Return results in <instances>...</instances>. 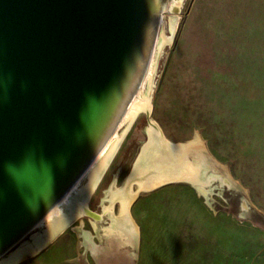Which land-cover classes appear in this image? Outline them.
<instances>
[{"label": "water", "instance_id": "water-1", "mask_svg": "<svg viewBox=\"0 0 264 264\" xmlns=\"http://www.w3.org/2000/svg\"><path fill=\"white\" fill-rule=\"evenodd\" d=\"M180 1L0 0V264L66 197L64 212L81 200L85 215L102 219L86 202L119 142L98 161L136 116L164 13L179 12ZM149 122L155 131L126 193L196 177L190 147ZM93 165L83 196L73 192Z\"/></svg>", "mask_w": 264, "mask_h": 264}, {"label": "rangeland", "instance_id": "rangeland-1", "mask_svg": "<svg viewBox=\"0 0 264 264\" xmlns=\"http://www.w3.org/2000/svg\"><path fill=\"white\" fill-rule=\"evenodd\" d=\"M190 3L191 0H181L179 12L168 9L164 13L152 67L141 99L137 100L136 116L133 120L129 117L120 128L114 139L116 143L119 142L118 148L86 202L90 209L103 214L102 219L95 220L85 215L80 207L83 202L77 200L75 204L81 213L75 214L64 227L69 229L66 236L71 240L84 242L77 253L79 255L87 251L91 264H97L95 256L99 250L96 247L101 240L104 241L106 234L108 242L116 241L114 246L121 249L125 246V238L131 228L136 234L134 250L138 253L137 264L264 263V259H259L262 255L260 248L264 246V231L241 221V214L227 200L225 184L220 182L219 189L212 188V183H215L211 179L212 164L206 160L202 148H199L198 153L195 152L202 162H197L192 155L193 167L197 168L194 180L173 182L151 190L133 184L130 192L124 191L149 133L155 131L149 121L156 122L170 142L177 144L194 133L196 122L202 118L200 115L191 116L180 106L177 76L173 83L171 78L176 72V68L171 66V58L177 50L180 19ZM89 182L90 178L84 177L81 188ZM196 184H200L198 187H202L203 191ZM127 216L132 223L126 227L122 220ZM48 221L46 219L40 223L6 256L24 250L26 254L34 253L40 249H36L38 242L34 237L46 233ZM82 222L84 225L79 234L71 230V226L79 230L78 226ZM110 231L118 236L108 235ZM125 231L128 232L125 234ZM89 234L91 239L87 242L90 243L85 244L84 235ZM111 245L107 244V248Z\"/></svg>", "mask_w": 264, "mask_h": 264}, {"label": "crops", "instance_id": "crops-1", "mask_svg": "<svg viewBox=\"0 0 264 264\" xmlns=\"http://www.w3.org/2000/svg\"><path fill=\"white\" fill-rule=\"evenodd\" d=\"M177 40L172 83L177 76L180 106L202 117L194 133L178 144L190 147L191 162H202L196 154L202 148L212 164V188L225 184L241 221L264 231V0H191ZM83 225L71 230L79 234ZM68 230L34 253L19 251L16 260L5 256L9 262L4 264H91L87 251L77 253L84 242L71 240ZM129 232L121 249L106 234L96 245L97 264H137L136 234L132 228ZM89 236L84 235L85 244ZM260 253L263 260L264 246Z\"/></svg>", "mask_w": 264, "mask_h": 264}, {"label": "bare ground", "instance_id": "bare-ground-1", "mask_svg": "<svg viewBox=\"0 0 264 264\" xmlns=\"http://www.w3.org/2000/svg\"><path fill=\"white\" fill-rule=\"evenodd\" d=\"M137 105V104H136ZM136 105L134 106V108H133V112L136 110ZM140 108V107H139ZM152 132V131H151ZM116 144V140L114 141V140H112L109 144H108V146L106 147V149L104 150V152L102 153V155L100 156V159H99V161L98 162H102V160L105 158V156H106V154H107V152H109L111 149H112V147H114V145ZM193 161V160H192ZM193 164V163H192ZM94 167H92L91 169H90V171L88 172V174L86 175V178H90V181H91V179L93 178V176H94V172H96V166L97 165H93ZM201 171V170H200ZM199 177V176H198ZM129 178V177H128ZM207 178V177H206ZM204 179V178H203ZM200 180V179H199ZM202 180V179H201ZM90 183V182H89ZM81 185H82V183L80 182L78 185H76V187L74 188V190L73 191H76V193L78 192V193H80L81 195H83L84 194V191L86 190V187L88 186H86V187H83L82 186V188H81ZM197 185V188L199 189V190H202L203 191V188L202 187H198L199 185L198 184H196ZM205 191V190H204ZM130 192V191H129ZM68 197H66L63 201H62V203H61V205H58L53 211H52V213L48 216V224H49V226H48V229L46 230V233L42 236V235H38V237L37 236H35L34 237V240H37V242L38 243H40L39 241H41L42 242V240H44L45 238H48L53 232H55V231H57V229L59 228V227H61L63 224H65L66 223V225H67V223L69 222V220H71V218L76 214V211H77V209L79 210V206H76V205H74V204H72L71 202H68V204H66L67 205V208L65 209V211L66 212H64L62 209V204L66 201V200H68L69 201V199H67ZM120 198V197H119ZM111 200V199H110ZM67 202V201H66ZM80 204V203H79ZM64 206V205H63ZM104 209H105V207H104ZM118 217V216H117ZM122 221H124L123 223H124V226H128V225H130L132 222H131V220H130V218H128V216L127 217H125V218H123V220ZM122 223V224H123ZM116 226V225H115ZM119 226V225H118ZM136 229V228H135ZM127 232V231H126ZM137 232V231H136ZM122 236V235H121ZM131 238V237H130ZM46 240V239H45ZM85 241V240H84ZM37 243V244H38ZM35 244V243H34ZM89 247V246H88ZM12 255V254H11ZM15 257H14V260H16V259H18L19 257H20V254H13ZM5 258V257H4ZM3 261H1V262H9V261H5V259H2Z\"/></svg>", "mask_w": 264, "mask_h": 264}, {"label": "flooded vegetation", "instance_id": "flooded-vegetation-1", "mask_svg": "<svg viewBox=\"0 0 264 264\" xmlns=\"http://www.w3.org/2000/svg\"><path fill=\"white\" fill-rule=\"evenodd\" d=\"M147 114V113H146Z\"/></svg>", "mask_w": 264, "mask_h": 264}]
</instances>
